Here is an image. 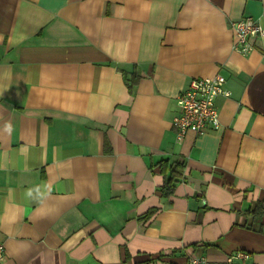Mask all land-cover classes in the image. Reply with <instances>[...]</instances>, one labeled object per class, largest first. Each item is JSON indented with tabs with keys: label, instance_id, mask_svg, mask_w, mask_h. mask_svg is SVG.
I'll return each instance as SVG.
<instances>
[{
	"label": "crops",
	"instance_id": "0c3cea01",
	"mask_svg": "<svg viewBox=\"0 0 264 264\" xmlns=\"http://www.w3.org/2000/svg\"><path fill=\"white\" fill-rule=\"evenodd\" d=\"M244 17L264 27V0H0L2 264H264L245 211L264 198V37L236 51ZM216 73L219 127L176 141L177 94ZM160 160L184 165L170 196Z\"/></svg>",
	"mask_w": 264,
	"mask_h": 264
},
{
	"label": "built area",
	"instance_id": "2783aa9c",
	"mask_svg": "<svg viewBox=\"0 0 264 264\" xmlns=\"http://www.w3.org/2000/svg\"><path fill=\"white\" fill-rule=\"evenodd\" d=\"M234 33V49L246 54L252 49L251 37H264V27L249 17L231 23ZM225 77L219 73L209 77H193L186 88L176 96L177 114L172 119L176 141H180L188 130L202 134L209 129H217L220 125L216 98L227 97L230 92L224 87ZM247 254L242 251L232 252L226 257L227 262L234 259H245ZM5 259V249L0 242V264ZM184 264H206V258L190 255Z\"/></svg>",
	"mask_w": 264,
	"mask_h": 264
},
{
	"label": "trees",
	"instance_id": "16d2710c",
	"mask_svg": "<svg viewBox=\"0 0 264 264\" xmlns=\"http://www.w3.org/2000/svg\"><path fill=\"white\" fill-rule=\"evenodd\" d=\"M128 85L131 87L135 83V79H129ZM160 166L167 167V174L160 187L162 194L170 196L173 193L176 183L180 180L181 172L184 167L182 162L160 160ZM153 210L149 211L150 214ZM246 213L250 214L252 218L264 216V198L256 201L254 204L245 209Z\"/></svg>",
	"mask_w": 264,
	"mask_h": 264
}]
</instances>
